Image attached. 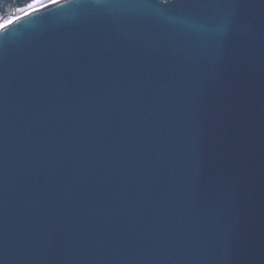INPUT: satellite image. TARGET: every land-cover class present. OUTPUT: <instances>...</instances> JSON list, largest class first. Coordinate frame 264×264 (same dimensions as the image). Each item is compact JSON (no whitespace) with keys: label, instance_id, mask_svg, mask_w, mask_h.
<instances>
[{"label":"water","instance_id":"water-1","mask_svg":"<svg viewBox=\"0 0 264 264\" xmlns=\"http://www.w3.org/2000/svg\"><path fill=\"white\" fill-rule=\"evenodd\" d=\"M169 5L190 23L50 5L0 41L3 264H259L264 0L219 51L222 12Z\"/></svg>","mask_w":264,"mask_h":264},{"label":"snow or ice","instance_id":"snow-or-ice-1","mask_svg":"<svg viewBox=\"0 0 264 264\" xmlns=\"http://www.w3.org/2000/svg\"><path fill=\"white\" fill-rule=\"evenodd\" d=\"M246 0H175V6L211 12L213 14L222 12L227 18L224 27H214L212 22L201 24L198 31L203 34L206 43L213 45L219 51L223 37L227 30V24L239 14L240 8ZM50 5H57L53 11H64L93 7L97 9L106 8H139L152 10L155 15L152 18L165 17L176 24H188L190 21L183 15H171L169 13V0H30L24 7L17 8L21 15H11L6 18L0 17V41L6 38L12 30L11 26L21 21L24 16H32L34 13H41L42 9H48ZM47 14V13H41ZM39 18V17H37ZM149 18V19H152ZM2 163V161H0ZM2 181H0V255L3 254L7 245V238L3 232V192ZM238 248L235 250L241 257L251 254V249L246 247L242 238H236ZM233 249L229 248L225 253L223 264H233ZM259 264H264V244L261 246ZM23 264H30V261L21 257ZM0 264L3 261L0 260Z\"/></svg>","mask_w":264,"mask_h":264},{"label":"trees","instance_id":"trees-1","mask_svg":"<svg viewBox=\"0 0 264 264\" xmlns=\"http://www.w3.org/2000/svg\"><path fill=\"white\" fill-rule=\"evenodd\" d=\"M30 0H0V17L6 16L14 9L24 7Z\"/></svg>","mask_w":264,"mask_h":264},{"label":"rangeland","instance_id":"rangeland-1","mask_svg":"<svg viewBox=\"0 0 264 264\" xmlns=\"http://www.w3.org/2000/svg\"><path fill=\"white\" fill-rule=\"evenodd\" d=\"M14 10H17V9H14ZM14 10H13V11H14ZM13 11H12V12H13ZM16 15H21V14L18 13V12L16 11ZM7 16H11V15H7ZM7 16H6V17H7Z\"/></svg>","mask_w":264,"mask_h":264}]
</instances>
